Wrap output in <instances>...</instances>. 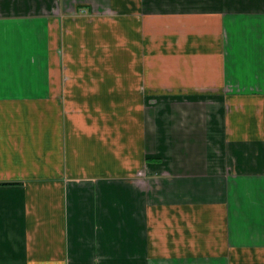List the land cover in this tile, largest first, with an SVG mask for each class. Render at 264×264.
Segmentation results:
<instances>
[{"label": "crops", "instance_id": "obj_1", "mask_svg": "<svg viewBox=\"0 0 264 264\" xmlns=\"http://www.w3.org/2000/svg\"><path fill=\"white\" fill-rule=\"evenodd\" d=\"M0 264H264V0H0Z\"/></svg>", "mask_w": 264, "mask_h": 264}]
</instances>
